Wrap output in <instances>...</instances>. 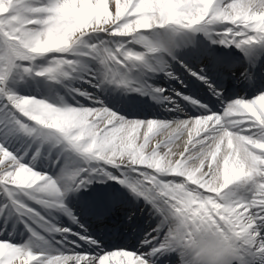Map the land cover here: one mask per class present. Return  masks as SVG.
Instances as JSON below:
<instances>
[{"label":"snow or ice","instance_id":"snow-or-ice-1","mask_svg":"<svg viewBox=\"0 0 264 264\" xmlns=\"http://www.w3.org/2000/svg\"><path fill=\"white\" fill-rule=\"evenodd\" d=\"M0 264H264V0H0Z\"/></svg>","mask_w":264,"mask_h":264},{"label":"bare ground","instance_id":"bare-ground-1","mask_svg":"<svg viewBox=\"0 0 264 264\" xmlns=\"http://www.w3.org/2000/svg\"><path fill=\"white\" fill-rule=\"evenodd\" d=\"M225 78V76L223 77V79ZM164 83H168L167 81H163ZM175 85V84H173ZM234 89L232 88L230 90V92H236V93H239V94H243L244 93V89H242L241 86H237L236 84L234 85ZM187 89V92H191L193 93L195 91L194 88H192L190 85H188V87L186 88ZM197 93H199L201 95V97H205L204 95V90L202 87L199 86V84H197ZM112 103L118 105L119 107H121L122 109L126 110V111H141V112H155L157 110L163 112V110H160V109H156V108H153L152 106H145L141 103H136V102H129V103H123V104H120V101H117V100H114ZM150 224H152V220H146L144 223H142L140 229L144 230L145 228H147ZM134 243H137L136 240H131L129 241V239H125L124 241H122V244H127V245H132ZM120 245V243H119Z\"/></svg>","mask_w":264,"mask_h":264}]
</instances>
